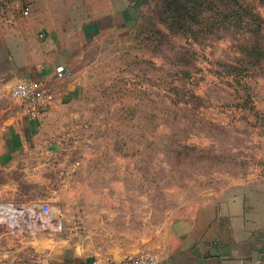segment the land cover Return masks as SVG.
<instances>
[{"label": "rangeland", "instance_id": "1", "mask_svg": "<svg viewBox=\"0 0 264 264\" xmlns=\"http://www.w3.org/2000/svg\"><path fill=\"white\" fill-rule=\"evenodd\" d=\"M18 1L0 0V31ZM126 2L73 75L50 76L40 123L0 98V234L59 221L53 238L95 264H149L190 249L228 195L264 216V0Z\"/></svg>", "mask_w": 264, "mask_h": 264}, {"label": "crops", "instance_id": "2", "mask_svg": "<svg viewBox=\"0 0 264 264\" xmlns=\"http://www.w3.org/2000/svg\"><path fill=\"white\" fill-rule=\"evenodd\" d=\"M115 1L29 0L30 13L21 14L19 26L0 31V98L22 80L48 85L57 67L73 75L84 59L86 43L104 32H116L135 11L126 0ZM16 121L10 117L5 124L11 134L19 135L23 121ZM5 135L12 145L13 137L7 131ZM200 216L190 249L182 250L177 259L152 264H264V216L253 214L243 197L228 195ZM6 225L8 234H0V264H95L65 245V239L53 238L51 231L58 234L61 228L46 229L47 224L38 220L18 224V230L8 221Z\"/></svg>", "mask_w": 264, "mask_h": 264}, {"label": "built area", "instance_id": "3", "mask_svg": "<svg viewBox=\"0 0 264 264\" xmlns=\"http://www.w3.org/2000/svg\"><path fill=\"white\" fill-rule=\"evenodd\" d=\"M16 7L23 16H27L31 10L29 0H19ZM70 71L64 67H57L55 70V80L63 81L69 78ZM47 83L35 80H22L14 84L8 91V97L19 107L21 117L25 122L40 123L42 116L53 100V93L47 87ZM23 121V120H22ZM55 228H61V222L49 221ZM17 228L16 223L10 224ZM150 261L149 264H152ZM147 264V263H142ZM239 264H245L240 261Z\"/></svg>", "mask_w": 264, "mask_h": 264}]
</instances>
